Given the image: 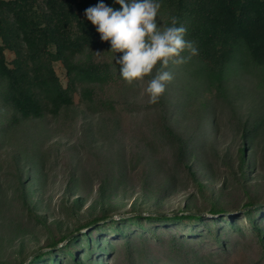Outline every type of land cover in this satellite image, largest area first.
Segmentation results:
<instances>
[{
  "label": "rangeland",
  "instance_id": "rangeland-1",
  "mask_svg": "<svg viewBox=\"0 0 264 264\" xmlns=\"http://www.w3.org/2000/svg\"><path fill=\"white\" fill-rule=\"evenodd\" d=\"M157 19L163 26L161 13ZM110 49L99 46L94 57L114 60ZM5 54L12 65L15 52ZM196 57L169 63L174 79L157 104L144 92L150 77L132 86L114 79L97 88L102 103L94 107L77 89L58 114L24 118L0 85V264H77L74 254L82 264H264L248 216L238 219L241 232L217 223L212 234L200 220L124 221L137 213L211 216L214 204L238 214L247 201L264 200V128L243 135L264 113V83L238 61L221 94ZM53 64L66 86V66ZM164 120L184 150L163 131Z\"/></svg>",
  "mask_w": 264,
  "mask_h": 264
},
{
  "label": "trees",
  "instance_id": "trees-1",
  "mask_svg": "<svg viewBox=\"0 0 264 264\" xmlns=\"http://www.w3.org/2000/svg\"><path fill=\"white\" fill-rule=\"evenodd\" d=\"M99 2L101 0H0L1 93L17 117L56 115L73 103L77 89L81 98L86 100V105L94 107L95 102L102 103L97 88L105 82L122 79L116 58L99 60L93 54L99 46L111 48L109 42L101 40L96 27L85 16V10ZM103 2L121 10L115 0ZM159 3L163 26L170 24L171 16L178 18L177 26L183 25L187 29L185 38L194 42L198 49V70L209 83L217 86L219 93L226 95L228 68L238 61L252 64L264 83V0H159ZM7 48L15 52L12 65L7 63ZM57 59H61L67 68L66 86L54 68L53 61ZM263 128L264 113L252 125L244 126L243 135L252 137ZM163 131L175 142L178 141L181 150H184L185 141L165 120ZM241 156L245 162V146L241 148ZM254 203L247 201L243 206L245 210L238 214L214 204L208 213L211 216L194 211L171 215L137 213L124 218V221L136 218L140 222L150 218L169 220V223H190L200 220L206 223L205 234H212L217 223L241 232L238 219L248 216V229L254 231L264 245V225H261L264 221V205L248 207ZM254 214L258 216L252 217ZM115 222L113 220L112 223ZM96 223L97 220H94L87 226ZM117 234L123 237L124 228L118 229ZM200 235V231L192 234L193 237ZM69 236L66 235L64 239ZM216 236L219 237L218 233ZM67 251H70L69 247ZM51 253L50 250L39 252L34 260ZM73 257L77 264H82L76 254Z\"/></svg>",
  "mask_w": 264,
  "mask_h": 264
},
{
  "label": "clouds",
  "instance_id": "clouds-1",
  "mask_svg": "<svg viewBox=\"0 0 264 264\" xmlns=\"http://www.w3.org/2000/svg\"><path fill=\"white\" fill-rule=\"evenodd\" d=\"M121 10L106 5L103 0L85 10L88 21L96 27L100 38L111 45L119 74L132 86L143 82L148 103L157 104L174 79L169 63L182 65L198 55L194 42L187 40V29L171 16L170 24L160 26L159 0H115ZM187 52L189 55H182ZM120 54V55H117Z\"/></svg>",
  "mask_w": 264,
  "mask_h": 264
},
{
  "label": "water",
  "instance_id": "water-1",
  "mask_svg": "<svg viewBox=\"0 0 264 264\" xmlns=\"http://www.w3.org/2000/svg\"><path fill=\"white\" fill-rule=\"evenodd\" d=\"M259 205H264V200H261L259 202H256L250 206H248L249 208H253V207H256V206H259Z\"/></svg>",
  "mask_w": 264,
  "mask_h": 264
}]
</instances>
